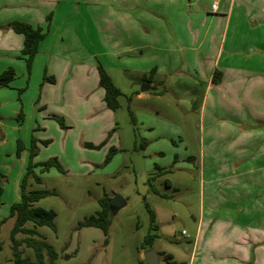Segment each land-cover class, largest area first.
Listing matches in <instances>:
<instances>
[{"label": "rangeland", "instance_id": "1", "mask_svg": "<svg viewBox=\"0 0 264 264\" xmlns=\"http://www.w3.org/2000/svg\"><path fill=\"white\" fill-rule=\"evenodd\" d=\"M12 5L0 0V73L8 68L14 70L13 79L7 86L0 87V182L3 188L0 264L12 263L9 233L14 217L9 215V208L20 199L23 179L26 190L55 191L34 202L36 206L54 210L55 230L46 225L33 226L30 221L25 223L53 246L57 252L55 264H141V251L191 248L187 238L193 237L197 223L193 218L200 212L201 153L204 169L216 165L219 172L214 176L218 178L226 175L220 167H229L232 171L236 164L251 163L250 153L256 147L257 150L262 148L263 141L259 137L264 133V121L246 125L260 129L252 139L230 142L221 135L210 138L207 132H217L218 127L210 131L212 126L205 124V132H202L203 83L193 82L184 74L155 76L151 83L147 82L154 90H147V97L137 100L133 90L140 89L141 76L122 71L117 67L116 58L110 56H97L91 72L96 77L97 65L101 64L120 89L115 110L105 105L98 79L95 86H91L88 76L83 83L79 81L78 86L62 90L55 84V77L46 72L42 53H36L27 67L21 54L23 38L20 48H10L12 44L4 34L12 31L9 27L15 19ZM27 6L34 12L39 2L32 0ZM93 12L99 18L94 9ZM109 19L112 21L108 22ZM109 19L100 24L107 41L103 44L96 41L93 46L96 51L105 49V45L107 48L117 46V27L113 26L116 18ZM49 21L47 15L41 26L44 33L48 32ZM3 38L5 46H2ZM155 89L161 93L155 95ZM32 149L36 153L30 157ZM53 157L63 172L53 166L41 170L39 162ZM29 162L40 182L35 181L32 173L27 175ZM253 163L261 165L263 158H256ZM252 176L258 178L260 173L249 177ZM166 179L171 186L165 184ZM105 193L110 197L118 194L124 200L123 205L111 213L106 242L100 228L77 227L80 220L99 209L98 198ZM148 209L155 214L159 235L151 246L144 243L150 231ZM23 236L15 235L18 239ZM19 249L22 255L34 258L31 249L24 244ZM65 254L69 257H64ZM159 264H164L161 258Z\"/></svg>", "mask_w": 264, "mask_h": 264}, {"label": "crops", "instance_id": "2", "mask_svg": "<svg viewBox=\"0 0 264 264\" xmlns=\"http://www.w3.org/2000/svg\"><path fill=\"white\" fill-rule=\"evenodd\" d=\"M31 1L7 3L13 4L14 20L33 26H43L49 16L48 32L36 53H42L46 72L62 90L88 76L95 86L94 59L110 56L122 71L139 74L141 82L177 73L203 83L202 132L205 124L212 126L210 131L218 127L207 132L208 137L237 142L259 133L246 125L264 121V0H38L34 12L27 9ZM111 17L116 18L117 46L96 51V41H107L100 24ZM4 35L10 48H20L22 34L12 30ZM215 70L219 77L213 81ZM147 90L134 89L133 97L143 100ZM259 138L262 148L250 153L251 163L236 164L232 171L220 167L226 175L219 178L214 176L219 172L216 165L204 169L201 153L200 212L193 218V237L187 238L191 248H154L157 264L160 258L164 264H264V133ZM260 157L261 165L252 164ZM253 173L260 176L249 177ZM165 184L171 186L167 179ZM141 260L146 264L143 251Z\"/></svg>", "mask_w": 264, "mask_h": 264}, {"label": "trees", "instance_id": "3", "mask_svg": "<svg viewBox=\"0 0 264 264\" xmlns=\"http://www.w3.org/2000/svg\"><path fill=\"white\" fill-rule=\"evenodd\" d=\"M9 27L17 33L23 36V46L21 49V54L24 55L27 67L30 66L33 56L38 50V43L43 38L44 32L41 26H33L26 21L14 20L9 23ZM98 83L103 90V101L105 105L111 110H115L118 103V96L121 94L120 89L113 83L109 75L106 73L105 68L101 65H97ZM217 74V76H216ZM14 77V70L8 68L0 73V87L7 86L8 83ZM219 77V72L214 71L213 81H216ZM153 93H157L154 91ZM17 148L20 149V142L17 143ZM36 153L35 149L31 150L30 157ZM108 159V156H107ZM41 170H48L49 167H55L58 171L63 172V168L55 157L47 159L45 161L39 162ZM159 167V166H157ZM160 168V167H159ZM32 173V163L29 162L27 175ZM35 181L40 182V177L32 173ZM154 192H158L156 188L152 187ZM3 188L0 182V194ZM54 190L49 189H30L25 188V179H23L21 184L20 199L10 205L9 215L14 217L13 225L9 233V238L11 240L10 248L12 252V263L11 264H55V259L57 257V252L53 246L44 240L37 230L31 227L25 226L27 221L33 223V226L46 225L51 229L55 230L54 217L55 212L53 209H47L41 206L34 205V202L38 201L40 198L54 194ZM111 197L106 193L98 198L99 209L77 223V227L83 226H94L101 229L104 234V242L107 241V232L111 222V213L109 209V199ZM149 211V233L144 238V243L149 246L152 245L153 241L157 237L156 230L158 228L157 224L154 222L155 214L151 209ZM2 221V220H1ZM0 221V222H1ZM153 231V232H152ZM17 233L24 234L20 239L16 238ZM24 244L26 247L30 248L34 258L31 259L27 255H22L20 245ZM64 257H69L65 254ZM169 254H166V259L168 260ZM169 261V260H168ZM143 263V261L141 260ZM170 264H176L174 261H169Z\"/></svg>", "mask_w": 264, "mask_h": 264}, {"label": "water", "instance_id": "4", "mask_svg": "<svg viewBox=\"0 0 264 264\" xmlns=\"http://www.w3.org/2000/svg\"><path fill=\"white\" fill-rule=\"evenodd\" d=\"M150 88V85L147 82H142L140 86L141 91H145ZM124 203L123 198L115 194L109 199V209L112 212H115L119 207ZM157 254L153 249H148L144 252V261L146 264H157Z\"/></svg>", "mask_w": 264, "mask_h": 264}, {"label": "built area", "instance_id": "5", "mask_svg": "<svg viewBox=\"0 0 264 264\" xmlns=\"http://www.w3.org/2000/svg\"><path fill=\"white\" fill-rule=\"evenodd\" d=\"M211 8H212V10H215L216 9V4L215 3H212L211 4Z\"/></svg>", "mask_w": 264, "mask_h": 264}]
</instances>
